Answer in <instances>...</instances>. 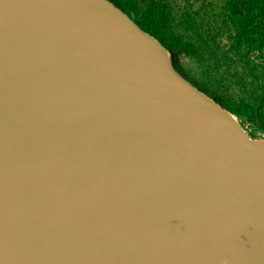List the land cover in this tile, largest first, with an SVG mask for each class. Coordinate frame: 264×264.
I'll list each match as a JSON object with an SVG mask.
<instances>
[{
    "label": "water",
    "instance_id": "95a60500",
    "mask_svg": "<svg viewBox=\"0 0 264 264\" xmlns=\"http://www.w3.org/2000/svg\"><path fill=\"white\" fill-rule=\"evenodd\" d=\"M0 264H264V137L117 0H0Z\"/></svg>",
    "mask_w": 264,
    "mask_h": 264
},
{
    "label": "trees",
    "instance_id": "16d2710c",
    "mask_svg": "<svg viewBox=\"0 0 264 264\" xmlns=\"http://www.w3.org/2000/svg\"><path fill=\"white\" fill-rule=\"evenodd\" d=\"M148 1L151 3L145 10L137 5V1L130 2L135 12L132 15L144 28L161 37L176 55L167 27L172 21L181 20L194 26L193 12L184 13L176 19L177 15L173 18L164 16L165 11L157 7L155 0ZM225 1L222 5L224 10L221 8L219 12H215L216 7L214 9L212 5L200 6L206 16L199 22L201 30H205L199 48L221 82L237 81L236 85L242 87L243 109L226 105L240 115H260L264 113L259 110L264 107V0ZM255 52L262 55L256 56Z\"/></svg>",
    "mask_w": 264,
    "mask_h": 264
},
{
    "label": "rangeland",
    "instance_id": "374dc122",
    "mask_svg": "<svg viewBox=\"0 0 264 264\" xmlns=\"http://www.w3.org/2000/svg\"><path fill=\"white\" fill-rule=\"evenodd\" d=\"M123 5L125 9L135 14L130 2L137 1V5L141 9H147L149 3L148 0H117ZM226 2L225 0H155L157 7H161L165 11L164 16L173 18V15H177L176 19H179L180 15L184 13L193 12L192 17L194 26L191 24H184L181 21H172L170 26L167 27L168 33L172 37L173 47L176 49V55H173L172 59L174 63L188 75L194 82L217 96L228 106L230 105L233 109H243L241 100L243 99L242 87L236 85L237 81L221 82L216 76L215 72L209 66L208 61L204 60V52L199 48L202 41V34L204 31L199 26L200 19L205 17V11L200 8L201 5H212L216 7L215 12H219L222 6ZM172 10V13L170 12ZM171 13V14H169ZM158 18V17H157ZM186 19V18H185ZM184 19V20H185ZM203 22V21H202ZM222 52V50H221ZM206 54V53H205ZM256 56L262 55V53L255 52ZM207 56V55H206ZM259 62L261 59L258 60ZM233 73V72H232ZM232 109V110H233ZM260 111L264 112V107H260ZM234 111V110H233ZM243 125L255 136L264 137V113L260 115L246 114L240 115L234 111Z\"/></svg>",
    "mask_w": 264,
    "mask_h": 264
},
{
    "label": "flooded vegetation",
    "instance_id": "af4514ba",
    "mask_svg": "<svg viewBox=\"0 0 264 264\" xmlns=\"http://www.w3.org/2000/svg\"><path fill=\"white\" fill-rule=\"evenodd\" d=\"M250 132V131H249ZM251 133V132H250ZM252 134V133H251ZM253 135V134H252ZM254 136V135H253Z\"/></svg>",
    "mask_w": 264,
    "mask_h": 264
}]
</instances>
